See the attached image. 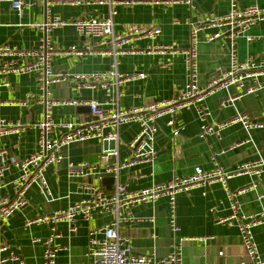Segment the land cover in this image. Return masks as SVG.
Returning a JSON list of instances; mask_svg holds the SVG:
<instances>
[{"label":"crops","instance_id":"0c3cea01","mask_svg":"<svg viewBox=\"0 0 264 264\" xmlns=\"http://www.w3.org/2000/svg\"><path fill=\"white\" fill-rule=\"evenodd\" d=\"M53 0L51 8L63 18L106 17L110 4H98L93 0H82L78 6L61 5ZM134 4H112L117 10L114 17V30L122 34L130 25L141 27L159 26L162 33L156 38L140 36L128 37L122 46L124 53L117 56L118 69L124 74L145 72V78L123 80L119 83L120 106L131 108L152 101L168 99L181 92L187 81L186 55L183 50L190 46V22L195 23L208 13L222 15L229 9V0H194V5L173 3L165 0H134ZM90 2V3H88ZM264 8V0H240L241 8L250 4ZM46 16V0H34L21 11L13 9L8 1L0 0V43L16 45L19 49H35L42 32L35 23L42 22ZM209 30L200 33L198 45L199 84L205 86L217 68L229 67V37L224 35L215 41H208ZM252 37L251 39L249 38ZM53 45L59 51L53 58L56 72L67 74L68 79L50 86L51 95L57 100H97L104 103L107 91L91 79L90 85L78 83L75 73H103L109 71L113 57L104 53L79 56L66 54L64 50L72 45L84 46L96 43L97 39L80 34L73 25L56 29L52 35ZM175 43L180 49L177 53H162L159 50L147 52L153 46ZM238 58L243 61L251 58L264 59V19L250 27L237 39ZM8 58H1L0 62ZM20 64L30 62L32 57L16 58ZM93 81V82H92ZM262 88L252 94L229 101L236 95L234 89L214 91L205 103L211 110L210 121L217 123L234 117L237 111H245L257 120L264 121V75L260 77ZM36 72L0 74V117L27 125L23 131L0 136V169L9 168L0 174V200L14 195V180L20 175L19 168L12 161L22 160L38 150L39 130L31 125L44 116V105L33 99L24 102L30 93H39ZM113 94L115 92L113 91ZM229 94H232L229 97ZM58 103L53 109L55 123L91 121L93 115L86 108ZM169 117L158 120V134L155 140L157 150L153 162L126 166L119 170V181L129 189H140L155 183H163L174 175H189L196 167L205 171L215 168L212 155L217 154L219 164L226 170H234L240 163L264 157V128L253 129L248 133L240 123H232L221 138L216 135L201 137V120L195 107L184 109L175 117V124L181 127L180 134H173ZM137 123L124 124L120 128L118 140L119 157L109 155L108 163H125L132 157L129 142L139 132ZM58 127L52 137L61 135ZM251 136L252 141L246 142ZM64 160L49 166L46 175L52 190V197L43 195L35 185L27 194L28 203L17 210L7 222L0 221V243H10L28 262L42 260L45 245L33 242L40 237H53L52 247L59 248L57 260L73 264L87 261L89 233L93 227L101 226L111 220L109 213L94 211L90 219L79 217L75 222L77 230L71 232L66 222L26 226L30 219L42 214H51L58 209L87 198L91 189L85 185L98 184L111 193L115 184L97 178L68 176L69 161H102L104 144L99 139H89L73 143L61 149ZM257 168H255L256 170ZM105 177H113L111 174ZM104 177V178H105ZM103 178V179H104ZM232 190H240L239 200L242 213L259 219L253 228L260 256L264 259V174L245 173L229 180ZM232 209L226 191L219 181L195 187L178 194L177 220L179 236L187 239L183 243L182 261L184 264H231L245 258L238 227L234 223L220 220L231 215ZM135 221L122 223V234L128 239L131 253L144 255L154 253L167 257L172 251L175 234L168 221V202L160 197L154 203H138L131 209ZM204 238V239H199ZM224 250L220 256L218 252ZM11 264V263H8Z\"/></svg>","mask_w":264,"mask_h":264},{"label":"built area","instance_id":"2783aa9c","mask_svg":"<svg viewBox=\"0 0 264 264\" xmlns=\"http://www.w3.org/2000/svg\"><path fill=\"white\" fill-rule=\"evenodd\" d=\"M8 1L13 9L21 11L24 6L33 4L34 0H4ZM173 3H186L194 5V0H165ZM240 0H229L227 13L217 15L208 13L195 23L190 22V46L182 51L186 55L187 81L184 89L168 99H160L141 106L121 108L120 92L118 85L123 80H134L145 78V72L133 74L121 73L118 69L119 61L117 56L125 52L122 46L128 37L138 38L140 36L156 39L162 29L159 26L141 27L130 25L122 34L114 30V17L117 10L112 4H134V0H93L98 4L109 3L110 10L106 17H81L66 19L60 14L54 13L51 8L53 0H46V16L42 22L35 23V26L42 32L38 46L35 49H19L16 45L0 43V57L8 58L0 62V74L9 73H30L36 72L39 84V93H30L24 102L37 99L44 105L43 118L32 124L39 130L38 150L22 160H13L12 165L19 168L20 175L14 180V195L11 198L0 200V221L7 222L12 215L28 201L26 194L28 190L37 186L39 191L46 197H52V190L49 185L46 172L50 165L64 160L61 149L73 143L84 142L89 139H99L102 143L105 140H115L118 143L120 128L124 124L137 123L139 132L129 142L132 157L129 161L121 163L117 160L111 164L106 161L107 156L119 157L118 145L112 151H106L102 155V161L89 162L81 161L74 163L69 161L68 176L97 178L99 183L106 175L114 177V190L111 193L104 191L98 184L89 183L86 188L91 189L88 197L79 202L69 205L65 209H58L51 214H42L26 222V226L43 225L58 222H66L70 231L75 232V222L79 217L90 219L94 211L109 213L111 220L101 226L93 227L89 233L87 250V261L76 264H184L182 261L183 243L187 239L179 236L180 226L177 220V198L178 194L189 191L195 187L203 186L214 181H219L227 195L232 209L229 217L223 218L221 222L234 223L239 230L241 244L244 248L245 258L237 263L231 264H264L260 256L258 244L255 240L253 228L258 225L259 219L254 216H247L242 213V205L239 200L240 190H232L229 180L236 175L245 173L264 174V157L240 163L234 170H226L218 160L217 154L212 155L215 168L205 171L196 167L189 175H174L163 183H155L140 189H129L126 184L119 181V170L126 166H132L144 162H153L157 155L155 140L158 134V120L168 116V124L173 126V134H180L181 127L175 124V117L184 109L195 107L201 124V137L216 135L221 138L222 131L232 123H240L250 133L253 129L264 128V121L253 119L245 111H237L236 115L226 121L212 123L210 121L211 110L205 103L206 98L216 90L234 89L236 95L229 101H235L239 97L252 94L262 88L260 77L264 75V59L255 61L247 58L240 61L238 58L237 39L250 27L264 19V8L257 4H250L241 8ZM82 0H58L57 4L78 6ZM90 3V2H88ZM73 25L77 31L97 39L96 43L87 44L82 47L72 45L64 50L66 54L74 53L79 56L104 53L113 57L109 71L103 73H75L73 78L80 84L90 85L91 79L96 85H101L107 91V99L104 103L97 100H57L52 97L50 86L68 79L67 74L56 72L53 65V58L59 51L53 45V32L61 27ZM209 30L207 40L216 39L227 35L229 37V67L228 69L215 70L205 86L199 84L198 68V45L200 33ZM251 39L252 37L249 36ZM159 50L162 53H177L180 51L175 43L169 45L153 46L147 52ZM32 57L33 60L20 64L16 58ZM92 81V82H93ZM113 91L115 94H113ZM88 105L91 109L93 119L91 121L65 122L57 124L53 120V109L56 104ZM60 127L63 131L60 136L52 137L51 133L55 128ZM27 125L19 121H13L0 117V136H8L23 131ZM252 141L251 136L246 142ZM9 168L5 165L0 169V174ZM255 168H257L255 170ZM160 197H166L168 202V221L171 231L175 234L172 244V251L167 257H158L154 253L135 255L131 253L128 239L122 234V223L135 221L136 217L131 214V209L138 203H154ZM204 239V238H199ZM33 242H42L45 245L42 260L38 262L26 261L10 243H0V264H73L57 260L59 248L51 246L53 237L41 239L35 237ZM220 256L225 254L224 250L218 252ZM217 264V263H213ZM226 264V263H225Z\"/></svg>","mask_w":264,"mask_h":264},{"label":"water","instance_id":"95a60500","mask_svg":"<svg viewBox=\"0 0 264 264\" xmlns=\"http://www.w3.org/2000/svg\"><path fill=\"white\" fill-rule=\"evenodd\" d=\"M79 108H86V109H88L89 111H91V109H90V106H79ZM103 144H104V149L108 152V151H112V150H114L115 148H116V146H117V141H115V140H105L104 142H103ZM114 177H105L104 179H103V181L104 182H106V181H113L114 182Z\"/></svg>","mask_w":264,"mask_h":264}]
</instances>
